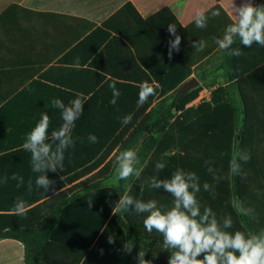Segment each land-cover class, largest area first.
<instances>
[{"label": "crops", "instance_id": "obj_1", "mask_svg": "<svg viewBox=\"0 0 264 264\" xmlns=\"http://www.w3.org/2000/svg\"><path fill=\"white\" fill-rule=\"evenodd\" d=\"M241 3L242 0H0V215L14 214L16 200H27L34 190H29V182L36 185L39 173L32 171L31 154L22 145L43 112L51 120L49 133L59 128L61 113L51 106L52 99L59 98L67 105L79 93L88 97L74 124L75 143L65 151L62 169L102 168L119 146L111 150L103 164L99 163L110 151L114 138L104 145L90 143L89 135L99 136L97 129L86 127L90 121L122 120L129 114L133 120L146 103L150 101L152 105L144 114L161 101L163 89L181 88L196 78L203 87L200 95L207 97L205 101H211L218 87L235 84L237 103L248 106V124L255 135L248 204L256 209L257 226L264 228V46L254 43L246 48L236 41L232 47L240 48L243 54L236 59L239 74L231 81V55L215 44L232 22L234 5L239 7ZM254 3L264 4V0ZM198 10L209 16L204 29L195 26ZM212 11L220 15L212 17ZM169 24L176 25V34L181 37L179 51L173 50L172 59L162 46L169 48V41L174 39L167 30ZM200 40H205L207 46L198 52L192 44ZM188 72L191 75L186 78ZM113 81L120 92L115 105L110 102L113 95L109 84ZM143 82L155 88V95L137 107ZM125 126L121 124L115 136ZM14 174L22 177L23 183L13 180ZM61 175L59 169L47 173L54 182L59 178L66 181L67 176ZM199 198L212 206L217 195L205 193ZM222 198L218 206L212 207L218 217L226 211ZM143 230L145 237L133 241L134 247L146 251L145 259L153 264H168L169 253L162 247L161 234ZM44 257L46 264H123L124 260V256L109 249L76 250L55 242L46 245ZM136 257L132 264H138ZM0 264H22L18 242L0 239Z\"/></svg>", "mask_w": 264, "mask_h": 264}, {"label": "trees", "instance_id": "obj_2", "mask_svg": "<svg viewBox=\"0 0 264 264\" xmlns=\"http://www.w3.org/2000/svg\"><path fill=\"white\" fill-rule=\"evenodd\" d=\"M156 39L162 41L159 36ZM162 46L168 51L167 45ZM237 58H229L234 71L229 78L231 81L239 74L236 71ZM190 75L191 72L186 73V78ZM179 89H163L161 101L144 114L152 105L150 101L146 103L138 117L131 120L117 136L115 133L121 127V119L94 120V123L90 121L86 127L98 130L99 144L104 145L114 138L110 151L105 153L99 163L103 164L111 150L119 146L111 160L102 168L93 166L84 169H59L63 174L61 176H67L66 181L59 178L48 192L32 185L34 190L29 192L30 196L25 200L30 206L26 216L0 215V239L20 244L22 264H46L44 249L49 242L76 250L109 249L124 256L123 264H132L139 247H133L131 254H128L123 246L128 240L138 241L145 237L143 219L146 214H137L130 208L129 213L113 215L112 208L119 197L127 192L136 199H155L166 208L171 207L170 194L149 188V177L157 175L160 179L167 178L176 168H183L185 171L195 172L200 177L201 184L205 181L212 183L205 161H213L219 174L227 175L229 161L237 150L250 153L251 159L242 164L246 175L221 180L216 185L217 198L214 205L218 206L223 197L226 211L221 216L232 215L234 228L260 230L256 221L237 216L230 205V200L236 197L248 203L252 186L249 169L254 161L255 135L248 124V106L237 103L235 84L218 87L213 91L211 101H204L196 107L189 105L198 99L203 87L177 96ZM141 115L143 118L139 119ZM126 149L135 150L141 164L147 161V167L139 179L130 177L119 181L118 185L109 186L107 182L116 174V156ZM158 161L166 164L160 173L155 169ZM82 178L85 179L75 184ZM66 185L69 186L66 190L38 203ZM142 185L143 193L140 191ZM205 193L208 196L210 194L202 191L199 196H204ZM204 199H200L202 204L210 206L209 201ZM89 200H92L91 206ZM33 205L35 206L31 207ZM110 237L113 243H109Z\"/></svg>", "mask_w": 264, "mask_h": 264}, {"label": "clouds", "instance_id": "obj_3", "mask_svg": "<svg viewBox=\"0 0 264 264\" xmlns=\"http://www.w3.org/2000/svg\"><path fill=\"white\" fill-rule=\"evenodd\" d=\"M219 15V11L211 12L212 17ZM208 19L205 11L198 10L194 15L195 26L199 29L206 28ZM167 30L174 37L169 41L168 48V58L172 59L173 50L179 51L181 37L176 34L175 24H169ZM237 40L246 48H250L254 43L264 46V4H255L254 0H242L239 7L234 5L232 22L226 26L222 38L215 40V44L220 50L228 51L229 55L239 57L243 54L241 49L232 47ZM206 46L205 40L192 44L198 52L203 51ZM109 87L113 95L110 102L115 105L120 92L115 81L109 84ZM152 95H155V88L143 82L140 85L137 107L142 106ZM87 99L82 93L77 94L67 105L59 98L52 99L51 106L61 113L62 123L59 128L49 133L51 120L48 113L43 112L22 145V148L31 154L32 171L39 173L35 180L36 186L46 192L52 189L54 184L47 173L62 169L65 151L74 146L73 127L82 114ZM131 119V114L123 117L122 124L127 125ZM88 140L90 143H96L97 137L89 135ZM250 159L249 152L235 151L229 161L227 175H220L214 167V162L206 160V170L212 177V183L205 181L201 184L200 177L195 172L185 171L183 168H176L170 177L163 179L153 175L147 181L148 187L170 194L171 207L166 208L155 199H136L125 192L112 208V214L129 213L130 208L137 214H146L143 226L149 234L155 230L163 237L162 247L169 253L168 264H264V228L259 231L236 229L232 215L218 217L212 207L202 204L199 198L202 191L215 197L216 185L221 180L246 175L242 164H246ZM116 161V174L107 182L109 186L118 185L119 181L128 180L130 177L139 179L147 167V161L141 164L133 149L119 152ZM165 167L163 161L155 164L157 173ZM11 178L23 183V178L15 174ZM7 179L8 177L4 178L5 183ZM31 187L29 182V190ZM140 191L143 193V185ZM91 204L92 200H89V205ZM230 205L237 216L258 222L256 209L244 200L239 197L232 198ZM29 211L30 206L18 198L13 208L14 214L26 216ZM113 242L110 237L109 243ZM133 247L132 240H128L123 246L128 254H131ZM145 256L146 251L141 248L136 257L138 264H153V261L145 259ZM156 258L154 255L153 259Z\"/></svg>", "mask_w": 264, "mask_h": 264}, {"label": "water", "instance_id": "obj_4", "mask_svg": "<svg viewBox=\"0 0 264 264\" xmlns=\"http://www.w3.org/2000/svg\"><path fill=\"white\" fill-rule=\"evenodd\" d=\"M199 85V81L196 78H192L179 89V91L177 92V96H181L191 90H194L198 88Z\"/></svg>", "mask_w": 264, "mask_h": 264}, {"label": "built area", "instance_id": "obj_5", "mask_svg": "<svg viewBox=\"0 0 264 264\" xmlns=\"http://www.w3.org/2000/svg\"><path fill=\"white\" fill-rule=\"evenodd\" d=\"M206 96L203 95V96H199L198 99H196L194 102H192L189 107H195V106H198L199 104H201L202 102H204L206 100Z\"/></svg>", "mask_w": 264, "mask_h": 264}]
</instances>
